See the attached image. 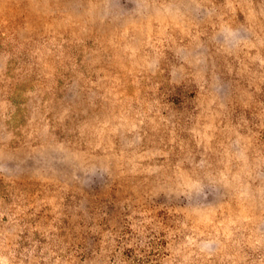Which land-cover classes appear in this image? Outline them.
<instances>
[{"label":"rangeland","instance_id":"obj_1","mask_svg":"<svg viewBox=\"0 0 264 264\" xmlns=\"http://www.w3.org/2000/svg\"><path fill=\"white\" fill-rule=\"evenodd\" d=\"M0 264H264V0H0Z\"/></svg>","mask_w":264,"mask_h":264}]
</instances>
